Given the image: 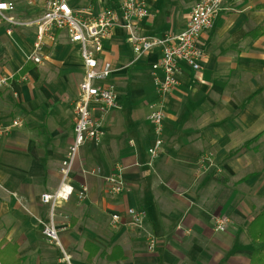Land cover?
<instances>
[{"label":"crops","instance_id":"crops-1","mask_svg":"<svg viewBox=\"0 0 264 264\" xmlns=\"http://www.w3.org/2000/svg\"><path fill=\"white\" fill-rule=\"evenodd\" d=\"M5 1L15 3L20 18H32L48 0ZM68 2L73 7L78 0ZM186 2L145 0L150 16L139 24V34L165 38L182 32L197 0L181 7ZM117 4L91 0L75 10L82 6L97 17ZM162 6L171 13H160ZM24 30L9 37L0 26L23 59L15 69H0V76L11 77L9 87L31 80L0 98L3 118L24 120L0 143V264H63L43 234L50 210L41 196L60 186L85 68L80 45L65 32L47 42L40 64L30 61L36 37L33 29ZM200 45L206 54L201 71L181 63L179 87L165 100L164 144L150 168L148 150L157 135L149 115L158 102L152 65L159 50L133 63L125 29L114 28L105 41L99 65L112 67L103 83L116 91L119 108L104 118L102 140L82 147L72 174L75 192L57 207L56 226L72 264H250L247 228L264 209V0H226ZM27 62L34 65L30 71L11 76ZM53 69L60 72L56 79L50 78ZM78 72L81 81L72 90L68 80ZM43 80L49 86H41ZM207 155L216 167L202 175L199 161ZM118 167L126 187L116 195L106 178ZM81 185L88 188L84 201L78 197ZM130 208L146 211L147 228L159 240L156 252H148L143 233L127 226ZM113 215L122 218L117 228ZM218 218L226 222L223 234L214 230Z\"/></svg>","mask_w":264,"mask_h":264},{"label":"built area","instance_id":"built-area-1","mask_svg":"<svg viewBox=\"0 0 264 264\" xmlns=\"http://www.w3.org/2000/svg\"><path fill=\"white\" fill-rule=\"evenodd\" d=\"M226 0H197L185 29L165 38L146 37L138 32L139 24L150 16L145 0H120L116 6L104 9L97 17H92L90 9L75 10L68 0H48L42 14L22 19L17 14V7L12 1L0 0V26L7 36H12L19 29H33L35 42L29 60L40 64L42 51L47 42H55L60 32H65L71 43L81 47V58L85 73L79 85V97L75 104L77 116L74 128V141L66 158L62 161L59 173L60 186L55 193L41 196L42 203L50 206L51 225H46L43 234L52 241L58 240L59 229L56 226L57 207L59 202L68 201L75 192L72 182L74 166L81 148L88 142L98 143L104 135V118L119 108L118 96L113 87L105 85L111 73L110 64L100 67L99 61L104 51V43L112 30L122 27L128 33V39L136 56L133 63L158 49L160 58L152 65L153 80L158 102L152 105L149 121L156 131V140L149 148L148 167L153 168L163 148L161 139L165 119L164 103L178 87L181 75V63H186L194 71L199 72L204 64L206 54L200 45L202 33L210 30ZM160 72V74L158 73ZM11 77L0 76V90L9 86ZM96 114L99 117H96ZM23 127L19 118L10 122L0 120V143L15 129ZM202 175L216 167L212 155L203 156L200 161ZM107 183L113 194H121L126 187L123 168L118 167L108 178ZM78 197L84 201L88 197L87 186H80ZM127 226L144 234L148 252L154 253L159 246L158 238L146 225L147 213L142 209L130 208L127 211ZM120 215H113L111 226L121 225ZM215 232L224 233L226 222L218 218ZM72 264L71 258H65Z\"/></svg>","mask_w":264,"mask_h":264},{"label":"rangeland","instance_id":"rangeland-1","mask_svg":"<svg viewBox=\"0 0 264 264\" xmlns=\"http://www.w3.org/2000/svg\"><path fill=\"white\" fill-rule=\"evenodd\" d=\"M120 0H118V2H119ZM193 1L194 0H187V2H186V4L184 5V3L182 4L181 3V7H183V6H189V5H191V3H193ZM89 3V2H91V0H78V2H76L75 4H80V5H82V3ZM75 4L73 5V7H74V9H75ZM78 10H83V7L82 6H80L79 8H78ZM162 11H164L165 12V14L166 15H168L169 13H171V11H172V8L171 7H168V9H167V7L166 6H162V9H160V13H162ZM168 13V14H167ZM163 16H164V14H163ZM22 18H24V19H27L28 18V16H24V15H22L21 16ZM4 26V25H3ZM3 26L1 27V29H3ZM17 31H21V32H24V33H26L27 31H25L24 29H22V28H19V29H17ZM16 31V32H17ZM6 35L4 34V32L2 33V32H0V37H1V46H0V69H2V68H12V69H15L16 67H17V65L21 62V60H23L22 58H21V55H20V53H16V51H17V45H16V43L14 42V41H10V39L9 38H7V37H5ZM72 53L73 54H75L76 55V51L73 49L72 50ZM23 55V54H22ZM23 58H24V56H23ZM81 69H82V71H83V66H81ZM8 71V70H7ZM37 71H39V72H47V71H49L46 67H43V66H38V68H37ZM81 71V72H82ZM8 73H10V74H8V75H11V70H9L8 71ZM50 78H52V77H54L55 79H56V77H58L59 75H60V72L58 71V70H56V69H53L52 71H50ZM70 73H72V72H69V74ZM68 74V73H67ZM16 75V73H12V75L11 76H15ZM81 77H82V75L80 74V72H78V74H76L75 76H71L70 78H69V76H67V78H69V80H68V82H69V88H71L72 90H76L77 89V85H78V83H80V81H81ZM18 80H16V82L11 86V87H7L8 89H4V90H0V98H2L3 99V101H5V98H3V96H5L6 95V93L8 92V91H11V89L14 87V86H24L26 83L27 84H30L31 82V80L30 79H28V81L27 82H24V83H20V82H17ZM52 81H54V80H52ZM42 82V84H40L41 86H46V85H48L49 86V83L47 82L46 83V81L45 80H43V81H41ZM53 83V82H52ZM54 84V83H53ZM68 86V85H67ZM66 87V86H65ZM56 88H60L59 86H57ZM8 94V93H7ZM12 95H13V100H15V102H17L18 101V103H19V100H20V96L14 91V92H12ZM5 97H9L10 98V96L9 95H6ZM4 103H6V104H8V105H11L9 102H4ZM3 106V108H4V105H2ZM11 109L14 111L16 108L14 107V105H11ZM11 110V111H12ZM21 117V116H20ZM20 117H13V116H9V118H3L1 115H0V119L1 120H4V121H6V122H9V121H11V120H13V119H17V118H19V119H23L22 117L20 118ZM24 121V120H23ZM22 128V127H21ZM20 129L19 128H17V129H15L13 132H18ZM90 144H92L91 142H89V143H87L85 146H87V145H90ZM84 146V147H85ZM83 147V148H84ZM83 148H81V150H80V154H81V151H82V149ZM48 207H49V210H50V206L49 205H47ZM48 224L49 225H51V219H49V222H48ZM215 225V224H214ZM221 234H223V233H221ZM45 237V240L50 244H52V245H55L56 247V250H57V259H62V262H63V264H69V262L65 259L66 258V254L68 255L69 254V252H68V250H67V248H66V246H65V244L63 243V238H62V236H61V232H60V230H59V232H58V240H56V241H52V240H50V239H48L46 236H44Z\"/></svg>","mask_w":264,"mask_h":264},{"label":"trees","instance_id":"trees-1","mask_svg":"<svg viewBox=\"0 0 264 264\" xmlns=\"http://www.w3.org/2000/svg\"><path fill=\"white\" fill-rule=\"evenodd\" d=\"M1 46V41H0ZM33 64L27 62L24 67L17 73L14 78L24 76L33 68ZM248 236L253 244L250 264H264V209L255 217V219L248 225Z\"/></svg>","mask_w":264,"mask_h":264}]
</instances>
